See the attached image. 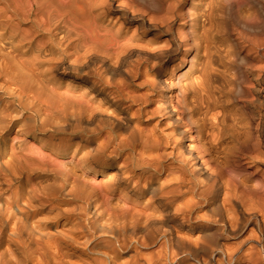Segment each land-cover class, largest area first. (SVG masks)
<instances>
[{
	"label": "bare ground",
	"instance_id": "1",
	"mask_svg": "<svg viewBox=\"0 0 264 264\" xmlns=\"http://www.w3.org/2000/svg\"><path fill=\"white\" fill-rule=\"evenodd\" d=\"M260 98L264 0H0V264H264Z\"/></svg>",
	"mask_w": 264,
	"mask_h": 264
},
{
	"label": "rangeland",
	"instance_id": "2",
	"mask_svg": "<svg viewBox=\"0 0 264 264\" xmlns=\"http://www.w3.org/2000/svg\"><path fill=\"white\" fill-rule=\"evenodd\" d=\"M261 99H262V98H260L259 103L256 105V109H262V108L264 107V104H263V102H262ZM27 114H29V112H27ZM61 221H63V220L61 219ZM55 228H61V225H59V224H57V225L52 224V226H50L49 229H50L51 231H54ZM149 251H151V249L142 250V253H143V252H144V253H147V252H149ZM167 264H168V263H167Z\"/></svg>",
	"mask_w": 264,
	"mask_h": 264
}]
</instances>
